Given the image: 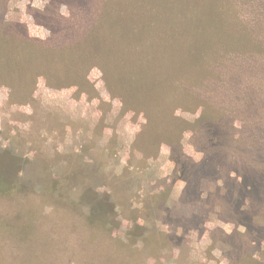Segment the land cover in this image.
Segmentation results:
<instances>
[{
	"label": "rangeland",
	"instance_id": "obj_1",
	"mask_svg": "<svg viewBox=\"0 0 264 264\" xmlns=\"http://www.w3.org/2000/svg\"><path fill=\"white\" fill-rule=\"evenodd\" d=\"M49 2L7 4L58 36L0 52V264H264V0H92L80 29ZM50 67L88 82H29ZM206 101L237 106L235 140Z\"/></svg>",
	"mask_w": 264,
	"mask_h": 264
},
{
	"label": "trees",
	"instance_id": "obj_2",
	"mask_svg": "<svg viewBox=\"0 0 264 264\" xmlns=\"http://www.w3.org/2000/svg\"><path fill=\"white\" fill-rule=\"evenodd\" d=\"M92 0H50L48 6V10L51 11L53 10V16H51V20L54 19H58L59 21H65L63 23L65 24H61L62 29H65L66 27H75L77 29H80L78 27L79 24V18H77V20H75V7L77 6H81V8H85L87 9L89 12L92 11L93 6L90 5ZM100 0H96L97 3H99ZM8 4V0H0V52L6 53L9 52L12 47L15 48L18 44H24L25 43H36L39 45H43V46H47L50 43H52L54 41V38L56 37V35L58 36V30L56 31V29H54V27H50L51 31H52V38L48 39V40H39V39H33L30 38L27 34V31L25 30V26L21 23H10L7 19H6V13H7V5ZM104 4L106 5L105 8L107 9L108 6H111L109 0H104ZM110 4V5H109ZM196 5H193L191 7V9H189V14L192 13L191 18H199L201 21L204 20V23H207L206 21H208L209 19L212 20V18L207 17V13L208 11L204 14L202 13L201 15V5L199 3H195ZM65 5L69 8V10L71 11V16H65L64 14H62L61 12V6ZM205 12V11H204ZM119 15L122 16V12H118ZM218 15V14H217ZM98 25L101 27V23L100 21H98ZM107 26H111V23ZM23 28L24 31L21 33L20 29ZM96 27L91 28L87 33H85V37L90 38L94 35L95 31H96ZM54 37V38H53ZM15 43V44H14ZM17 43V44H16ZM29 45V44H28ZM30 46V45H29ZM72 50V49H71ZM52 53V51H50ZM12 61V59H11ZM4 64V63H2ZM48 70L47 72H32L29 74L30 76V83L35 82V78L37 77V75H42L45 76L46 81H47V85L52 87V88H61V87H65V86H72V85H76V86H80L83 83L88 82L87 81V77H85V75H76V74H70L68 73V71H57L55 70L57 73H55L52 70V67H50L49 69H45ZM0 73H5L4 69H2V67L0 68ZM35 77V78H33ZM85 77V78H84ZM75 78V79H73ZM77 78H82L81 81H78ZM13 80V79H11ZM2 84H7L11 89L12 84L9 83V81L6 80H1ZM33 87L30 88V90H32ZM112 90V89H111ZM114 90V89H113ZM114 94V93H113ZM118 96V95H117ZM125 102V101H124ZM196 101H192L191 103H195ZM206 103H208V101H206L205 103H201L203 108L205 106V109L202 113V116L196 120L197 124L203 123V124H207L208 125V132L212 133V137L214 138H219L224 139L226 137H230L232 138V140H235L233 133H235V125L233 123V118H238L236 117V108L234 106L236 105H230L226 108V110L224 111V113L222 114V119L221 117H218L216 119V117H213L211 115L210 109L209 107H206ZM237 107V106H236ZM243 109H246V106H243ZM224 114V115H223ZM192 130V129H191ZM193 131H196L193 130ZM170 142V141H169ZM179 144H181L180 142H178ZM170 144V143H169ZM200 149V147H198ZM243 148H246V146H243ZM202 150V149H200ZM229 164V163H227ZM232 170L234 172H236V174H238V176H240V178H243V175H241V173H239L238 170L236 169H229V171ZM251 176L252 179L254 180V182L258 181V179L262 178L263 176L259 174L258 171L251 169ZM181 176V175H178ZM239 185L238 183H235V186ZM261 192H264V187H261ZM238 195H239V199L246 197L247 193L245 191V188L243 189H239L237 191Z\"/></svg>",
	"mask_w": 264,
	"mask_h": 264
}]
</instances>
